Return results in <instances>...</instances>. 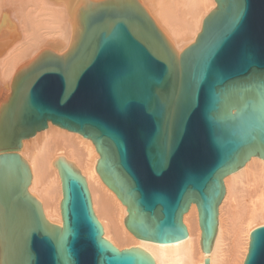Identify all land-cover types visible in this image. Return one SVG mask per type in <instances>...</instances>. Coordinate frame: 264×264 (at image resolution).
Returning a JSON list of instances; mask_svg holds the SVG:
<instances>
[{
  "label": "water",
  "instance_id": "obj_1",
  "mask_svg": "<svg viewBox=\"0 0 264 264\" xmlns=\"http://www.w3.org/2000/svg\"><path fill=\"white\" fill-rule=\"evenodd\" d=\"M214 2L180 53L137 0L95 4L81 11L67 56L47 53L17 73L0 107L2 264H155L103 240L85 176L66 157L62 227L45 217L21 150L47 129L93 143L101 182L138 240L179 247L195 204L211 264L226 176L264 158V0ZM243 264H264V226L250 233Z\"/></svg>",
  "mask_w": 264,
  "mask_h": 264
},
{
  "label": "bare ground",
  "instance_id": "obj_2",
  "mask_svg": "<svg viewBox=\"0 0 264 264\" xmlns=\"http://www.w3.org/2000/svg\"><path fill=\"white\" fill-rule=\"evenodd\" d=\"M111 0H0V107L10 94L17 73L39 56H67L81 32V11ZM165 34L177 53L191 45L204 18L215 8L214 0H137ZM77 166L91 191L103 240L117 249L151 253L155 264H203L198 212L187 213L185 227L191 236L178 246L135 238L125 227L128 209L116 192L101 182L98 152L93 143L64 129L41 131L23 142L21 158L31 168V195L42 202L45 217L62 227L61 178L58 158ZM264 226V158L246 161L237 173L227 175L225 196L218 209L211 264H243L250 233ZM0 264L1 249H0Z\"/></svg>",
  "mask_w": 264,
  "mask_h": 264
},
{
  "label": "snow or ice",
  "instance_id": "obj_3",
  "mask_svg": "<svg viewBox=\"0 0 264 264\" xmlns=\"http://www.w3.org/2000/svg\"><path fill=\"white\" fill-rule=\"evenodd\" d=\"M72 88H73V83H72V81H71V80L66 81V84H65V91L70 93V91L72 90Z\"/></svg>",
  "mask_w": 264,
  "mask_h": 264
}]
</instances>
